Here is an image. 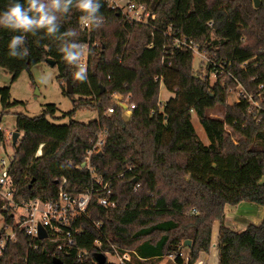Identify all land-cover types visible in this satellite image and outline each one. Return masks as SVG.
<instances>
[{
    "label": "trees",
    "instance_id": "16d2710c",
    "mask_svg": "<svg viewBox=\"0 0 264 264\" xmlns=\"http://www.w3.org/2000/svg\"><path fill=\"white\" fill-rule=\"evenodd\" d=\"M129 1L156 20L127 21L101 0L103 22L88 31L81 29L82 13L74 3L67 12L53 11L54 33L34 27L15 48L9 47L11 39L21 33L0 29V68L12 81L49 59L57 67L58 81H68L73 90V95L64 91L73 103L63 116L67 123H56L54 105H46L36 117L15 115L19 138L10 143L14 154L7 170L13 202L19 207L54 200L63 180L64 191L78 195L96 187L98 178L112 185L115 203V208H103L98 199L105 194L94 193L86 213L73 221L82 228L81 239L60 253L48 240L26 236L17 228L12 208L2 210L1 204L3 230L10 228L15 239L6 241L0 264H54L53 258L61 264H95L93 255L109 250L107 241L147 261L173 256L174 264H194L209 252L215 222L218 264H264V215L259 224L247 222L242 231L224 225L226 207L251 203L264 211V0L258 8L252 0ZM9 3L0 0V10ZM175 40H186L208 56L214 84L193 73L192 51L177 48ZM88 42L97 45V54L87 79L80 80L76 60L67 55H77ZM160 83L171 94L162 107ZM239 85L243 90L236 102L227 104ZM114 94L134 105L128 116L114 104ZM256 94L260 99L255 108ZM0 95L3 111L19 104L10 103L7 88ZM109 108L113 113L106 115ZM216 108H221V119L211 117ZM77 110L96 111L97 118L79 123L72 120ZM192 113L208 145L198 138ZM100 134V151L89 159L93 178L81 165ZM6 144L0 128V148Z\"/></svg>",
    "mask_w": 264,
    "mask_h": 264
},
{
    "label": "built area",
    "instance_id": "2783aa9c",
    "mask_svg": "<svg viewBox=\"0 0 264 264\" xmlns=\"http://www.w3.org/2000/svg\"><path fill=\"white\" fill-rule=\"evenodd\" d=\"M111 9L118 10L123 18L130 22L150 24L156 20V16L146 10L142 5L136 4L129 0H104ZM82 30L88 31L90 26H85L80 22ZM177 48L185 47L192 51L195 55H202L196 46L191 45L190 42L186 40H175ZM97 45L95 43H85L79 46L80 60H76L75 70L79 72L82 67L87 73L90 64L97 54ZM259 86V89H262ZM112 100L115 105L122 108L124 114L128 116L131 111L135 108L134 105L127 103V97H122L119 95H112ZM164 104V103H163ZM162 103L158 102V106L162 107ZM113 113V108H109L106 111V115H111ZM11 139V136L8 135ZM103 144V135H99L95 143L92 145L91 149L87 151L85 157V164L91 177H95L94 171L89 168V159L93 154H97L100 151V147ZM0 191L2 188H7L9 194L13 198V193L11 189V181L8 176V166H6L5 161L0 162ZM63 180L60 187L58 196L54 200L41 201L35 200L25 203L18 208L20 209L17 215V228L22 230L26 236L29 238L37 239L38 228L41 227L45 233V241L48 240L54 245L55 251L57 253L66 252L72 246H75L78 240L82 237V228L80 226L74 225L73 221L76 217L82 216L86 213L89 202L94 193L102 191L105 197L98 199V204L103 208H115L114 201L111 200L112 196V185L110 183H103L100 179H95L96 187H92L83 193L78 195L70 196L64 191ZM195 214L193 210L191 212ZM99 223H94V227L99 228ZM0 240V255L2 249L7 240H14L15 235L12 232L10 237L1 238ZM38 240V239H37ZM109 250L101 253L105 256V264H135L137 262L145 263L147 260L140 258L135 252L131 251H121L116 246H113L107 241ZM95 245L100 246V242L96 241ZM170 260L174 261L173 256H169ZM155 260V259H152ZM150 261V260H148ZM96 264V263H95Z\"/></svg>",
    "mask_w": 264,
    "mask_h": 264
},
{
    "label": "rangeland",
    "instance_id": "374dc122",
    "mask_svg": "<svg viewBox=\"0 0 264 264\" xmlns=\"http://www.w3.org/2000/svg\"><path fill=\"white\" fill-rule=\"evenodd\" d=\"M252 0V4H253ZM47 3L48 0H45ZM258 5L260 6V0H257ZM254 7V5H253ZM255 8V7H254ZM94 60V59H93ZM208 56L204 55H195L193 54V73H198L202 76H207L210 85L215 82V75L210 74L207 71V66L209 64ZM94 64V61L91 64V68ZM58 70L57 67H50L46 62H41L34 65L29 71H23L19 78L15 81H12L11 75L0 68V91L4 88L9 90V101L11 104L18 102L19 104L12 105L8 110L3 111L1 102H0V128L5 134L7 144L5 148H0V162L1 160L5 161L6 166L9 165L10 160L14 154L12 144V135L16 133L15 128V115L23 114L28 117H36L41 115L45 111L46 105H54L56 107L55 117L57 118V124H64L69 121L68 118L63 116L70 113L73 110L72 99L64 95L65 83L58 81ZM240 90H243L242 87L236 86L229 94L227 98V104L233 105L236 102L237 94ZM171 96L167 93L164 85L160 83L159 86V102L164 103ZM259 94L255 95V100H253V107L259 106ZM78 99L77 96H75ZM251 98V97H250ZM253 98V97H252ZM1 99V95H0ZM254 99V98H253ZM211 117L213 118H222L221 108H216L211 111ZM125 115V114H124ZM126 117V115H125ZM97 118V112L91 110H77L72 117V120L79 123L87 124ZM191 122L193 128L204 145H208V139L204 133L202 126L199 123L198 118L194 113L191 116ZM11 136V139L8 137ZM41 154V150L38 151L37 155ZM0 168V173H1ZM9 190L7 188H2L0 191V205L2 204V210L12 208L14 212V220L16 221L17 215L20 212V209L12 200V196L8 195ZM262 207L257 206L251 203H242L241 205L235 206L234 208H225L226 217L224 219L225 227L233 230L240 231L245 229L246 223L250 222V218L257 217L256 215H264V211L259 210ZM261 212V213H260ZM236 213V214H235ZM258 213V214H257ZM263 218V217H262ZM261 218V219H262ZM245 220V222H241ZM257 221V220H255ZM253 222V221H252ZM261 222V221H260ZM253 224V223H252ZM259 224V222H258ZM4 220L0 213V232L3 230ZM219 229V223L215 222L213 225V236L212 241L215 242L216 233ZM4 236L1 238L10 237L12 231L10 228H4ZM216 244V243H215ZM216 248V245L214 246ZM213 247V248H214ZM211 248V246H210ZM214 248V249H215ZM183 258L188 256L187 250L182 251ZM144 264H174L173 260L169 259V256H163L160 259L150 260ZM194 264H203L200 260L196 261ZM210 264H215V260Z\"/></svg>",
    "mask_w": 264,
    "mask_h": 264
},
{
    "label": "clouds",
    "instance_id": "9594fccd",
    "mask_svg": "<svg viewBox=\"0 0 264 264\" xmlns=\"http://www.w3.org/2000/svg\"><path fill=\"white\" fill-rule=\"evenodd\" d=\"M74 3L75 8L82 13L80 21L85 26L98 28L103 22L100 13L101 0H10L9 5L0 10V29L19 31L20 35H14L9 47L15 48L24 41V34L30 32L34 27L46 28L48 33H54L57 26L54 24L56 16L53 11L67 12ZM13 57L15 53L11 54ZM80 55L69 53L67 59L80 60ZM77 79L86 80L87 76L81 67L76 74Z\"/></svg>",
    "mask_w": 264,
    "mask_h": 264
},
{
    "label": "water",
    "instance_id": "95a60500",
    "mask_svg": "<svg viewBox=\"0 0 264 264\" xmlns=\"http://www.w3.org/2000/svg\"><path fill=\"white\" fill-rule=\"evenodd\" d=\"M254 7L255 8H258L259 7V5H258V3H257V0H254ZM50 67H55V63L52 61V60H49V59H47L46 61H45ZM102 91H103V89H102ZM65 92H66V94H68V95H73V90H72V87H71V85H70V83L68 82V81H66L65 82ZM19 138V133H13V135H12V144L14 145L16 142H17V139ZM86 166V164L85 163H83L82 165H81V167L82 168H84ZM241 222H245V220H241ZM46 238V233H45V231L41 228V227H39L38 228V234H37V239L38 240H44ZM189 242H185V246L187 247V246H189ZM93 258H94V261H95V263L96 264H105V256L103 255V254H101V253H96V254H94L93 255ZM53 263L54 264H61V262H60V260L58 259V258H53Z\"/></svg>",
    "mask_w": 264,
    "mask_h": 264
},
{
    "label": "crops",
    "instance_id": "0c3cea01",
    "mask_svg": "<svg viewBox=\"0 0 264 264\" xmlns=\"http://www.w3.org/2000/svg\"><path fill=\"white\" fill-rule=\"evenodd\" d=\"M242 203H240L239 205H241ZM238 206V205H237ZM228 208H234V207H227V209ZM262 209V208H261ZM260 208H259V210H261ZM263 210V209H262ZM261 210V211H262ZM261 213V212H260ZM236 214V213H235ZM258 214V213H257ZM257 217H255V218H253V217H251L250 219V223H253V224H255V225H257L258 224V222L260 223V221L263 219L262 217H263V215H262V213H261V215H256ZM225 217H226V214H225ZM262 218V219H261ZM255 220H257V221H255ZM253 221V222H252ZM225 225V224H224ZM242 230H244V229H242ZM242 230H240V231H242ZM212 236H213V227H212V234H211V248H210V250H209V252L208 253H201L200 255H199V257H198V260H200V262H202L203 264H210L212 261H214L215 260V264H218V252H217V249L214 247L216 244V241H217V236H218V232L216 233V239H215V242L213 243V241H212ZM215 249H214V248ZM197 260V261H198Z\"/></svg>",
    "mask_w": 264,
    "mask_h": 264
}]
</instances>
